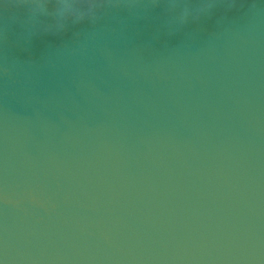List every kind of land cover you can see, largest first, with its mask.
Wrapping results in <instances>:
<instances>
[{"label":"water","instance_id":"obj_1","mask_svg":"<svg viewBox=\"0 0 264 264\" xmlns=\"http://www.w3.org/2000/svg\"><path fill=\"white\" fill-rule=\"evenodd\" d=\"M0 264H264V0H0Z\"/></svg>","mask_w":264,"mask_h":264}]
</instances>
